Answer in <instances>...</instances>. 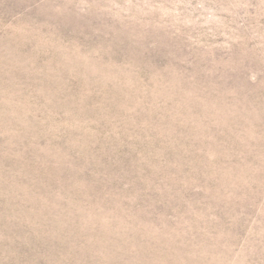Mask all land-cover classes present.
Listing matches in <instances>:
<instances>
[{"label": "rangeland", "instance_id": "rangeland-1", "mask_svg": "<svg viewBox=\"0 0 264 264\" xmlns=\"http://www.w3.org/2000/svg\"><path fill=\"white\" fill-rule=\"evenodd\" d=\"M0 264H264V0H0Z\"/></svg>", "mask_w": 264, "mask_h": 264}]
</instances>
